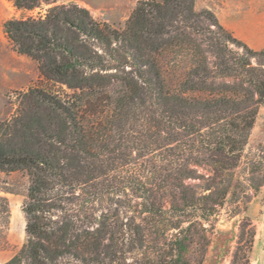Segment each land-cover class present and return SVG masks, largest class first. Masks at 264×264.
<instances>
[{
    "label": "rangeland",
    "instance_id": "rangeland-1",
    "mask_svg": "<svg viewBox=\"0 0 264 264\" xmlns=\"http://www.w3.org/2000/svg\"><path fill=\"white\" fill-rule=\"evenodd\" d=\"M138 1L41 0L32 9H25L17 8L12 0H0V125L4 124L0 139L11 141L15 138V119L26 120L37 112L42 115L46 131L57 133L53 112L46 103H39L28 94L31 89L55 95L77 113L76 120L83 127L81 134L75 135L70 126L60 131L62 142L43 138L36 147L46 155H50L49 150L60 148L57 154L64 155L60 156L59 163L65 166L62 172L66 178L46 177L49 187L40 198L43 209L36 213L48 232L66 221H73L80 231L104 228L103 254L107 252V245L113 247L117 243L121 249L117 257L126 263L133 259L139 262L152 259L160 264L170 256L162 242L169 241L181 230L179 235L186 238L188 245L183 254L188 264H264V102L258 106L235 166L229 170H217L208 150L184 153L187 161L171 155L173 151L169 148L160 157L159 147L165 133L161 128L156 133L153 122L145 120L150 117L156 122L159 118L149 101L137 106L135 119L133 112H128L127 117L119 118L112 126L107 124L106 117L112 113L115 97L122 88L114 76L131 72L140 82L135 67L131 66L135 62L133 54L123 52L119 42L112 40L106 45L77 31H67L76 48L94 58L80 67L91 78L88 84L70 88L43 77L39 62L19 53L4 30V23L9 19H43L54 6L76 4L86 8L94 20L121 32L127 28ZM192 8L198 16L173 22L175 30L170 35L179 34L185 44L191 38L199 45L197 51L184 45L169 46L155 57L168 88L179 85L195 54L211 70L209 74L216 77V83L228 81L215 73L213 62L217 59L208 48L219 32L226 31L254 50L264 48V0H195ZM227 48L234 49L233 44ZM54 54L57 59L60 57L58 51ZM63 55L72 60L67 53ZM98 58L101 62L97 64ZM97 131L102 136L93 143L91 139L95 140ZM84 140L91 154L74 149ZM144 142H149V146L141 147ZM187 169L191 170V177L177 179ZM30 182L25 169L0 171V195L7 198L10 209L5 238L0 241V264L10 260L28 241L23 207L29 202ZM208 185L210 190L205 189ZM213 186L216 190L211 192ZM225 186L228 191L222 198L217 192ZM145 201L154 204L151 212L146 210ZM216 201L220 204H215ZM127 221L144 228L146 247L126 251L134 235L126 230ZM103 261L100 264H108L109 257ZM56 264L83 263L72 254H64Z\"/></svg>",
    "mask_w": 264,
    "mask_h": 264
},
{
    "label": "trees",
    "instance_id": "trees-1",
    "mask_svg": "<svg viewBox=\"0 0 264 264\" xmlns=\"http://www.w3.org/2000/svg\"><path fill=\"white\" fill-rule=\"evenodd\" d=\"M12 1L17 8L32 9L41 0ZM194 1L140 0L128 19L127 28L121 32L94 20L86 8L76 4L54 6L43 19H9L4 23V30L19 53L39 62V71L43 77L65 83L70 88H81L88 84L91 78L85 76L80 67L86 64V61L92 62L94 58L77 49L69 40L67 31H77L90 40L106 45L112 40L116 44L119 42L123 52L133 54L135 62L131 66L135 67L140 82L134 79L135 75H131V72L114 76L117 81L120 80L122 88L117 92L112 113L106 117L107 124L112 126L119 118L127 117L128 112H133L132 118L135 119L138 116L137 106L149 101L155 106L154 111L158 112L159 118L156 122L150 117L145 120L153 122L152 128L158 131L156 133L159 134L161 129L165 133L164 141L159 147L160 157H164L163 152L169 148L168 150L173 151L171 155L183 157L182 160L187 161L184 153L208 150L209 158L217 170H229L239 158L258 106L264 102V48L254 50L226 31L219 32L208 48L217 59L213 62L215 73L219 78L228 81L216 83V77L209 74L211 70L202 62L200 55L195 54L191 58L189 71L184 73L179 85L168 88L155 57L169 46L184 45L194 52L197 51L199 45L191 38H188V44H185V39L179 34L170 35L175 30L172 28L173 22L198 16L192 11ZM199 15L204 17L202 13ZM215 24L217 25V22ZM165 35H169L168 38H165ZM230 43L234 49L227 48ZM57 51L60 55L58 59L54 54ZM64 53L70 55L72 60L66 59ZM100 62V59L97 60V64ZM89 86L91 87V84ZM191 92L194 94L190 95ZM28 94L39 103L47 104L57 119L58 130L55 134L46 131L42 115L37 112L26 120L15 119V138L11 141L3 142L0 139V171L25 169L31 180L27 194L29 202L23 207L27 218L25 231L28 241L4 264H56V260L64 254H72L83 264H100L106 256L110 260L108 264H152V259L144 262L133 259L126 263L122 257H117V252L121 250L117 243H114L113 247L112 244L107 245V252L103 254L101 239L105 233L104 228H84L80 231L73 221H66L56 230L50 229L48 232L40 222L36 213L43 209L40 198L49 187L46 177L57 176L63 180L66 177L62 172L65 166L59 163L60 156L64 155L57 154L61 151L60 148L49 150L50 155H46L36 147L43 138L62 142L64 139L60 133L70 126L75 130V135L81 134L83 127L76 120L77 113L55 95L33 89L29 90ZM3 125L1 124L0 128ZM101 136V131H97L95 140L91 139V142H97ZM86 142L81 141L74 149L80 153L91 154ZM171 142L174 145L168 146ZM149 144L144 142L141 147L146 148ZM190 172L191 170L187 169L185 173L179 174L177 179L181 176L191 177ZM140 184L144 185L141 182ZM208 186L205 189L210 190L211 187ZM254 187L257 188V185ZM213 189L211 192L216 190V186H213ZM227 191L228 186H225L220 188L217 194L224 198ZM181 201L185 202L184 198H181ZM215 204L220 202L216 201ZM145 208L151 212L154 204L145 201ZM9 217L8 200L0 195V241L5 238ZM124 225L130 235L134 234L129 239L126 251L133 252L146 247L144 228L128 221ZM179 234L177 231L172 239L162 242L163 248L169 249L170 256L168 261L164 259L160 264H188L183 255L188 249L186 238Z\"/></svg>",
    "mask_w": 264,
    "mask_h": 264
}]
</instances>
